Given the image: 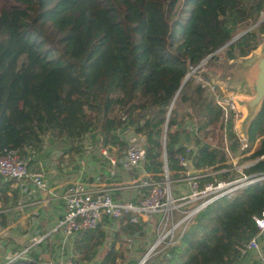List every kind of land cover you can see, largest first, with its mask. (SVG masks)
<instances>
[{"label": "trees", "instance_id": "obj_1", "mask_svg": "<svg viewBox=\"0 0 264 264\" xmlns=\"http://www.w3.org/2000/svg\"><path fill=\"white\" fill-rule=\"evenodd\" d=\"M262 13L264 0H0V154L13 150L34 171L47 142L79 156L85 137L99 136L119 153L127 145L121 132L131 130L147 139L144 169L154 179L163 178L164 150L170 180L183 176L178 157L186 144L198 149L193 168L227 179L224 149L237 154L242 143L196 71L224 46L221 57L231 61L256 51ZM238 31L244 34L231 42ZM245 132L237 161L248 163L246 174L263 173L264 101ZM17 199L14 182L0 178V210ZM262 210L264 181L205 207L142 264H239ZM128 218L117 223L124 235H149ZM104 238L101 226L76 234L73 264L93 261ZM124 245L114 236L99 264H138L145 248L128 260Z\"/></svg>", "mask_w": 264, "mask_h": 264}, {"label": "built area", "instance_id": "obj_2", "mask_svg": "<svg viewBox=\"0 0 264 264\" xmlns=\"http://www.w3.org/2000/svg\"><path fill=\"white\" fill-rule=\"evenodd\" d=\"M204 84L214 94V102L221 108L225 119L234 122V129L242 143L237 154L224 149L231 167L222 172H229L230 177L218 179L215 172L207 173L204 169L193 168L192 157L198 149L192 144H186L185 153L178 157L183 176L174 182L170 180L164 150L163 178L154 179L144 169L147 139L131 130L125 132L129 139L125 141V149L119 153L114 148L102 145L99 136L94 140L86 136L84 150L79 156H73L74 164L69 163L72 170L66 176L61 171L65 162L59 164V173H56L55 167L48 174L42 170L31 171L15 151L5 149L0 154V178L3 182H14L18 190L16 208L21 213L27 208V216L34 221V227L41 216L37 209L41 201L54 206L55 201L59 200L63 202V206L57 219L42 234L27 232L20 240V249L8 255L5 252L11 246L6 240L12 238V232L0 225V257H4L0 264H11L17 260H22L25 264H73L71 251L76 234L99 226L108 228L126 215H129L128 222L131 224L150 226L149 230L156 239L147 255L142 258L145 262L150 252L160 251L163 245L169 246L177 241L193 218L205 207L219 199L231 198L249 185L263 182L264 172L246 174L244 167L248 163L239 164L237 161L238 157H243L237 155L246 148V135L241 128L244 115L238 98L222 88L217 89L206 82ZM165 139L164 135L163 145ZM99 168L102 169L101 177H96L93 170L97 171ZM55 175L57 181L61 180L58 195L49 193V188L56 184ZM206 177H212L213 180L201 184ZM171 183L179 185L181 189V185H185L187 192L175 188L179 194L174 196ZM141 189L146 191L142 192ZM38 194L40 198L36 200ZM2 212L0 210V214ZM254 222L258 232L247 244L245 252L255 254L264 264L259 240L264 234V210L254 218ZM47 239L55 241L52 242L54 249L52 257L43 258L39 254L40 246ZM71 241L72 247L69 249ZM34 253H37V257L33 260Z\"/></svg>", "mask_w": 264, "mask_h": 264}, {"label": "rangeland", "instance_id": "obj_3", "mask_svg": "<svg viewBox=\"0 0 264 264\" xmlns=\"http://www.w3.org/2000/svg\"><path fill=\"white\" fill-rule=\"evenodd\" d=\"M234 19H235V16H232L231 19L229 20L228 23L230 26L232 25V21ZM261 19H264V13H262L260 15V20ZM237 33L238 34L234 35V38L238 37L241 34L240 31H238ZM223 49L224 48L217 51L216 52L217 54L215 53L218 57H220L218 60H213V61L208 62V63H207L208 59L204 60L200 64L201 66L199 65V67H200L199 71H196V69H194L190 72V74L188 76L190 77L196 71L199 82L204 81L208 84L213 85V87H216L217 89L222 88V89L226 90L227 92H231L234 95V93H236V92H241L239 85H238L235 68L239 67V65L244 64L249 59L254 57L258 53V50L254 51L250 56H248L244 60L238 59L236 61H231V60H227V59L221 57V54L223 53V51H222ZM206 78H207V80H204ZM188 123H191V122H188ZM120 136L124 141H127L129 139L128 135H126L125 132H121ZM46 149H48V150H45L43 152L42 156L40 157V164H38V169H42V171H44L45 173H48L50 171V169L54 168V166L58 167V169H59V164H62L64 162H67L68 164L69 163L74 164V163H72L73 155H71V156L68 155V157L61 155V150H56V147L55 146L52 147L49 142H47ZM39 165H41V167ZM101 170H102L101 168H99L97 171L93 170V172L96 174V177H101ZM60 175H61V173H60ZM175 188L180 189L179 185L171 183L172 194L174 196H177L179 194V192H177L175 190ZM186 192H187V190H186ZM19 218L21 220H19L18 223H21L23 220H25L22 216H20ZM117 223L115 225L108 227L107 229H104V231H105L104 243L98 249V252H97L98 257L96 256L95 259L88 264H98L99 263V261L102 259V256L106 252L107 246L109 245V243L111 242V240L114 236L119 238L121 241L125 242L123 249H124V251H127L126 255H127L128 260L129 259L132 260L136 257H138V258L140 257V255H138L137 253L130 254L133 251H135L137 248H145V251H146L145 253H142L144 255H142L140 260L147 255L148 249L156 240L153 233L149 230V232H148L149 235L146 234L144 237L141 236L142 238L137 235L138 233L127 236V235H124L117 228L118 227ZM13 233H14V231H13ZM71 247H72V241H71V244L69 246V249ZM166 247H167L166 245H163L162 248L160 249V251L166 249ZM115 248L118 249V251H121V245H120L119 241L115 242ZM154 253H155V251H152V252H150V254L148 256L151 257Z\"/></svg>", "mask_w": 264, "mask_h": 264}, {"label": "crops", "instance_id": "obj_4", "mask_svg": "<svg viewBox=\"0 0 264 264\" xmlns=\"http://www.w3.org/2000/svg\"><path fill=\"white\" fill-rule=\"evenodd\" d=\"M240 66L241 65H239V67ZM239 67H236L235 71ZM238 85H239V83H238ZM239 88H240V86H239ZM234 95L236 98H238L239 105H240V101L248 99V97L243 95L241 92H236V93H234ZM242 111H243V115L245 116L243 108H242ZM243 119H244V117H243ZM246 127H247V125L244 126L243 120H242L241 128L244 131L245 135H246V132H245ZM65 157H66V155H65ZM39 164H40V159H39ZM39 166L41 167V165H39ZM54 167L56 169V173H59L58 167H56V166H54ZM37 170H42V169H37ZM69 170H72V169L69 166V164L65 162V166H62V168H61V171L63 172L64 176H66L69 173ZM50 171H51V169H50ZM48 173H45V174H48ZM56 177H57V175H55V177H54L55 180H56ZM181 186H182V189L180 188L181 190H186L185 185H181ZM58 188H59V191H58ZM60 189H61V180L60 181L56 180L55 186L52 188H49V193L54 194V195H58V193L60 192ZM39 198H40V196L38 194L36 200H38ZM40 203H41V205L38 206L37 209L41 213V216L38 220V224L35 227L33 226L34 221L30 220L27 216V213H28L27 208H24L25 212L21 213V212H19V209L16 208L17 201H15V203L12 206L7 204V209L2 212V214L4 215V216L3 215L2 216H3L6 224L0 223V225L7 227L12 232L11 233L12 238L6 240L7 243L11 246V248L6 249L5 255H8L9 253L20 249V247H21L20 240H21L22 236L25 235L27 232L34 231V234H42L45 231V229L57 219V217H58V215L62 209V206H63V202L59 201V200L55 201L54 206H51V205L47 204L46 202L43 203V201H41ZM20 216H22L25 220H23L21 223H18V221L21 220L19 218ZM0 219L2 220L1 216H0ZM147 228L151 229L150 226H148ZM102 229H107V228L102 227ZM13 231H14V233H13ZM259 240H260V244H261L260 254L262 257H264V234L260 236ZM52 242H55V241L53 239H47L46 242L40 246L39 254H41L43 258L52 257V253H53V249H54V245L52 244ZM34 254H35V255H33L34 258L31 256L33 260L37 257V253H34ZM97 254L98 253H96V256H97ZM130 254H132V253H130ZM3 258L0 257V260ZM13 264H25V262L22 260H17L15 262H13ZM86 264H88V263H86ZM239 264H263V263L260 259H258L256 257L255 254L251 255L250 253H246L242 257Z\"/></svg>", "mask_w": 264, "mask_h": 264}, {"label": "water", "instance_id": "obj_5", "mask_svg": "<svg viewBox=\"0 0 264 264\" xmlns=\"http://www.w3.org/2000/svg\"><path fill=\"white\" fill-rule=\"evenodd\" d=\"M263 21L264 19H261L256 25ZM243 34L244 33L235 37L231 42L235 41ZM236 76L241 93L248 97V99L240 101V106L245 113L243 119V125L245 126L248 125L257 114L264 101V41L258 49V53L236 70ZM188 78L189 76L183 81L182 86ZM142 262H144V259L140 260L138 264Z\"/></svg>", "mask_w": 264, "mask_h": 264}]
</instances>
